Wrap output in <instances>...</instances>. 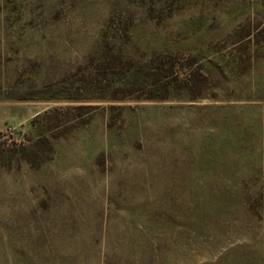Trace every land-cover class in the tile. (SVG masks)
<instances>
[{
	"label": "rangeland",
	"instance_id": "obj_1",
	"mask_svg": "<svg viewBox=\"0 0 264 264\" xmlns=\"http://www.w3.org/2000/svg\"><path fill=\"white\" fill-rule=\"evenodd\" d=\"M0 264H264V0H0Z\"/></svg>",
	"mask_w": 264,
	"mask_h": 264
},
{
	"label": "trees",
	"instance_id": "obj_2",
	"mask_svg": "<svg viewBox=\"0 0 264 264\" xmlns=\"http://www.w3.org/2000/svg\"><path fill=\"white\" fill-rule=\"evenodd\" d=\"M35 142L36 143L34 145H31V146L37 147V146H39V143H40V145H44L47 148V152H49L51 154V156L54 155V153H55L54 145L47 136H43L42 138L37 139ZM31 154L35 155V152H32ZM29 160H31V159H29Z\"/></svg>",
	"mask_w": 264,
	"mask_h": 264
}]
</instances>
